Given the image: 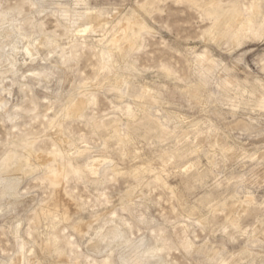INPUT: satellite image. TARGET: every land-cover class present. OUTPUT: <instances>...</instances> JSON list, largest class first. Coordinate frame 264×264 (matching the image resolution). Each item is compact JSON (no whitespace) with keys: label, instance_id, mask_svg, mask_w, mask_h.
I'll list each match as a JSON object with an SVG mask.
<instances>
[{"label":"rangeland","instance_id":"1","mask_svg":"<svg viewBox=\"0 0 264 264\" xmlns=\"http://www.w3.org/2000/svg\"><path fill=\"white\" fill-rule=\"evenodd\" d=\"M0 264H264V0H0Z\"/></svg>","mask_w":264,"mask_h":264},{"label":"bare ground","instance_id":"2","mask_svg":"<svg viewBox=\"0 0 264 264\" xmlns=\"http://www.w3.org/2000/svg\"><path fill=\"white\" fill-rule=\"evenodd\" d=\"M211 3V2H210ZM222 3V2H221ZM215 6V5H214ZM255 7V6H254ZM236 8V7H235ZM231 9V8H230ZM221 10V9H220ZM234 10H236V9H234ZM228 12V11H227ZM231 13V12H230ZM234 13V12H233ZM259 13V12H258ZM241 14V13H240ZM214 15H216V14H214ZM233 15V14H232ZM237 15V14H236ZM253 15V14H252ZM228 16H230V15H228ZM241 16V15H240ZM236 17V16H235ZM220 19V18H219ZM231 19V18H230ZM236 19H238V18H236ZM225 20V19H224ZM245 20V19H244ZM137 21V20H136ZM251 22H252V20H251ZM251 22H250V24H251ZM250 24L248 23L247 24V26L249 27L250 26ZM236 25V24H235ZM219 27V26H218ZM242 28H243V26H242ZM245 28V27H244ZM247 28V27H246ZM249 29H250V27H249ZM238 30V29H237ZM237 34V33H236ZM119 39V38H118ZM116 40V39H115ZM117 43V42H116ZM115 44V43H114ZM29 48V47H28ZM27 48V50L26 51H28V52H32V51H30V49H28ZM41 63V62H40ZM33 74V73H32ZM37 74H39V72L38 73H36V75ZM68 110H66L67 112H79V110L80 109H82L81 108V103L80 102H72L71 104H70V106L67 108ZM58 156V155H57ZM15 157V156H14ZM59 169V168H58ZM61 169V168H60ZM57 170L56 172L55 171H52L53 173L51 174L52 176H51V180H52V183L53 182H58V184H59V181L66 175V173H65V170L64 171H62V170ZM63 169V168H62ZM65 169V168H64ZM69 171V170H68ZM67 171V172H68ZM75 172V171H74ZM78 173V172H77ZM158 178V177H157ZM58 202V201H57ZM56 202V203H57ZM55 203V202H54ZM53 206V208H56V209H58V207L60 206L59 204H55V205H52ZM63 209V214H67V211H66V209H64V208H62ZM68 218V217H67ZM87 225V224H86ZM106 233V232H105ZM104 233V234H105ZM107 235H110V236H114L115 235V230H114V228H111V229H109L108 231H107V233H106ZM116 235H117V233H116Z\"/></svg>","mask_w":264,"mask_h":264}]
</instances>
